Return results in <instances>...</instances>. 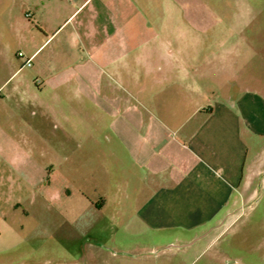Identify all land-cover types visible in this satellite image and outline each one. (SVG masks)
Returning a JSON list of instances; mask_svg holds the SVG:
<instances>
[{"label":"crops","instance_id":"0c3cea01","mask_svg":"<svg viewBox=\"0 0 264 264\" xmlns=\"http://www.w3.org/2000/svg\"><path fill=\"white\" fill-rule=\"evenodd\" d=\"M149 15L139 0H0V223L5 175L28 172L58 128L85 144L88 205L135 207L113 217L132 237L146 233L138 223L211 244L264 184V91L246 86V35L228 26L217 51H201L193 32L213 24Z\"/></svg>","mask_w":264,"mask_h":264},{"label":"rangeland","instance_id":"374dc122","mask_svg":"<svg viewBox=\"0 0 264 264\" xmlns=\"http://www.w3.org/2000/svg\"><path fill=\"white\" fill-rule=\"evenodd\" d=\"M139 1L152 22L171 18L179 22L183 17L189 23L193 17V22L213 24L212 30L193 32L199 34L201 51L207 52L208 45L217 51L218 43L226 38L223 35L230 32L228 26L241 29L237 33H244L247 42L243 56L247 60L246 86L264 91V0ZM165 9L181 16H169ZM55 134L49 142L39 144L28 172L5 175L8 204L6 220L0 223V264H264V184L253 187L237 208L238 216L220 228L222 234L211 244L209 239L191 240L194 242L188 246L185 243L191 234L183 243L171 236L160 239L158 232L146 228L150 225L138 223L146 233L132 237L113 217L134 214L135 207L126 201L121 205L109 201L103 210L89 206L80 189H90L94 199L89 184L96 182L94 176L79 170L85 144L64 143L61 128ZM67 153L72 158L66 163ZM25 184L31 186L26 189ZM105 191L114 192L110 186ZM35 195L39 200L33 205L30 201ZM98 217L104 219L96 221ZM214 226L210 224L206 231Z\"/></svg>","mask_w":264,"mask_h":264},{"label":"built area","instance_id":"2783aa9c","mask_svg":"<svg viewBox=\"0 0 264 264\" xmlns=\"http://www.w3.org/2000/svg\"><path fill=\"white\" fill-rule=\"evenodd\" d=\"M19 56H20V57H23L24 54L20 52V53H19ZM26 64H27L28 66H30V65H31L30 60H27V61H26Z\"/></svg>","mask_w":264,"mask_h":264}]
</instances>
